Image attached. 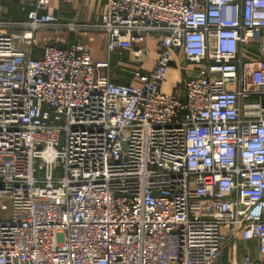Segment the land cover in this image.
<instances>
[{
    "label": "built area",
    "instance_id": "2783aa9c",
    "mask_svg": "<svg viewBox=\"0 0 264 264\" xmlns=\"http://www.w3.org/2000/svg\"><path fill=\"white\" fill-rule=\"evenodd\" d=\"M41 31L101 33L106 57ZM149 38L152 68L115 80L110 53ZM263 98L264 0L0 15V264H219L249 240L235 264H264Z\"/></svg>",
    "mask_w": 264,
    "mask_h": 264
},
{
    "label": "crops",
    "instance_id": "0c3cea01",
    "mask_svg": "<svg viewBox=\"0 0 264 264\" xmlns=\"http://www.w3.org/2000/svg\"><path fill=\"white\" fill-rule=\"evenodd\" d=\"M32 2L33 0H0V15L9 20H24L27 18V10L30 8V4ZM48 5L58 16L59 20L63 22L90 24L99 21L101 14L106 11L107 0H48ZM21 6H25L24 11H21ZM47 37L52 39H60L61 42L69 43L79 41L89 46L92 50V53L93 46H105L106 43L105 37L101 33L97 32H85L82 35H77L68 31L53 32L51 36ZM47 37L44 36L42 32H38V45L41 46ZM145 43L146 46L150 47V54L137 60L133 58L132 52L129 49L123 50L120 54L122 57L113 61V63L111 62V57L108 56L111 66V73L115 80L122 81L126 79L124 73L125 71H123L124 67L133 65L135 62L145 70L152 68L156 59L155 46H158V44L157 41L152 38L147 39ZM36 55H38L37 52ZM104 57H106L105 54H103L101 58H95L102 59ZM135 68L138 67L136 66ZM182 76L183 71L181 70L180 66L177 65V61H175V63H171L168 68L166 79L161 83V88H165L167 90L171 89L174 83ZM242 248L243 249L241 250L239 249L240 254L245 252L249 253L250 255L256 254L253 240L244 242Z\"/></svg>",
    "mask_w": 264,
    "mask_h": 264
},
{
    "label": "rangeland",
    "instance_id": "374dc122",
    "mask_svg": "<svg viewBox=\"0 0 264 264\" xmlns=\"http://www.w3.org/2000/svg\"><path fill=\"white\" fill-rule=\"evenodd\" d=\"M41 32L46 37L47 36H51L53 34L52 32H46V31H41ZM103 47L104 46H93V54H94L95 57L101 58V56H103V54H105V48H103ZM109 57H111L110 59H111V62L113 63V61L117 60L118 58H121L122 56L121 55L118 56L117 52L114 51V52L110 53ZM134 65H135V67L137 66L138 68H135ZM125 66H127V65H125ZM135 69H139L142 72H147L148 71V70L143 69L138 63L135 62L133 65H129L127 67H124L123 71H125L124 73H125L126 79H128L127 77H131V73ZM122 81H126V80L124 79ZM162 90L163 91H168L165 88L164 89L162 88ZM239 246H240V250L243 249L242 248L243 244H241ZM239 246L237 247L235 245H232L230 247L225 248V250H224V252L222 254V257L220 259L219 264H235L236 259H237L238 255H239V250H238Z\"/></svg>",
    "mask_w": 264,
    "mask_h": 264
}]
</instances>
